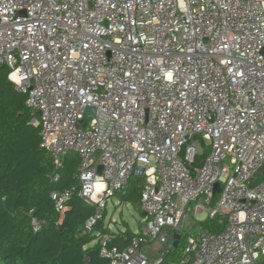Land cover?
<instances>
[{"label":"built area","instance_id":"obj_1","mask_svg":"<svg viewBox=\"0 0 264 264\" xmlns=\"http://www.w3.org/2000/svg\"><path fill=\"white\" fill-rule=\"evenodd\" d=\"M3 65L53 181L79 155L78 186L51 192L58 212L96 205L91 231L145 177L139 235L124 249L100 236L112 264H161L179 246L176 264H264V0H0ZM200 214L222 231L193 234Z\"/></svg>","mask_w":264,"mask_h":264},{"label":"trees","instance_id":"obj_2","mask_svg":"<svg viewBox=\"0 0 264 264\" xmlns=\"http://www.w3.org/2000/svg\"><path fill=\"white\" fill-rule=\"evenodd\" d=\"M9 72L6 65L0 67V264H112L101 255L100 236L111 237L109 247L124 249L139 233L128 224L124 230L111 231L105 222L107 211L87 231L86 222L97 208L78 196L68 203L63 214L56 210L51 192L78 186L79 155L66 153L62 178L53 181L51 153L41 147L40 127L29 123L32 111L26 103L27 95L16 89L8 78ZM208 151L207 146L197 156V164ZM262 180L264 175L253 183ZM144 186L145 177H131L120 192L123 202L142 211ZM33 218L41 223L39 230H35ZM200 224L215 233L224 228L218 218ZM180 252L175 248L161 264H176Z\"/></svg>","mask_w":264,"mask_h":264},{"label":"rangeland","instance_id":"obj_3","mask_svg":"<svg viewBox=\"0 0 264 264\" xmlns=\"http://www.w3.org/2000/svg\"><path fill=\"white\" fill-rule=\"evenodd\" d=\"M261 177H263V175L259 178ZM106 210L107 217L105 222L106 226H109L111 231L118 232L119 230H124L126 228V224H128L133 232L139 233V222L143 219L142 211L129 202H123L120 193L108 199ZM205 218V214L198 215V219L201 221H203ZM201 229L202 225L197 224L192 233L196 235L201 231ZM178 248L181 249L180 246Z\"/></svg>","mask_w":264,"mask_h":264},{"label":"water","instance_id":"obj_4","mask_svg":"<svg viewBox=\"0 0 264 264\" xmlns=\"http://www.w3.org/2000/svg\"><path fill=\"white\" fill-rule=\"evenodd\" d=\"M85 113L89 116H94L95 115V108L92 106H88L85 110ZM82 123H84V121H82ZM102 167H100L99 171H101ZM264 175V165L261 166L254 174V178L257 179L260 176ZM216 190L219 191L220 190V185L219 183H216L215 185ZM144 215V213H142ZM177 238H179V235H176ZM178 244V240L175 241L174 245L177 246Z\"/></svg>","mask_w":264,"mask_h":264}]
</instances>
